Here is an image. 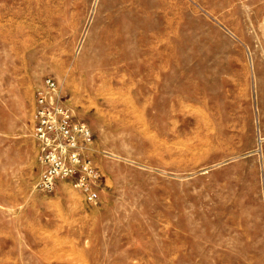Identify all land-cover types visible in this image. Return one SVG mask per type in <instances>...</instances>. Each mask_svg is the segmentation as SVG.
Instances as JSON below:
<instances>
[{"label":"rangeland","instance_id":"obj_1","mask_svg":"<svg viewBox=\"0 0 264 264\" xmlns=\"http://www.w3.org/2000/svg\"><path fill=\"white\" fill-rule=\"evenodd\" d=\"M49 79L93 202L40 188ZM0 264H264V0H0Z\"/></svg>","mask_w":264,"mask_h":264},{"label":"built area","instance_id":"obj_2","mask_svg":"<svg viewBox=\"0 0 264 264\" xmlns=\"http://www.w3.org/2000/svg\"><path fill=\"white\" fill-rule=\"evenodd\" d=\"M46 88L38 98L33 127V137L45 164L40 188L50 193L58 181H67L93 202L98 198L96 191L90 188L91 180L98 177L90 156L94 135L86 124L75 120L69 108L51 102L50 93L56 89L52 80H47Z\"/></svg>","mask_w":264,"mask_h":264}]
</instances>
